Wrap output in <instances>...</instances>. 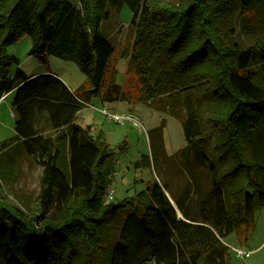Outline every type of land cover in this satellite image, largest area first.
Instances as JSON below:
<instances>
[{
    "label": "trees",
    "instance_id": "obj_1",
    "mask_svg": "<svg viewBox=\"0 0 264 264\" xmlns=\"http://www.w3.org/2000/svg\"><path fill=\"white\" fill-rule=\"evenodd\" d=\"M123 1L135 32L127 70L149 106L180 120V160L209 176L199 198L185 187L173 204L153 180L118 202L104 199L113 152L75 116L91 96L124 98L112 79L103 85L114 46L100 32L109 6ZM262 3L0 0V98L12 91L14 118L0 159L10 165L24 155L41 166L38 192L26 202L9 200L0 170V264H229L225 236L247 231L264 206V37L240 44L222 22ZM22 34L29 54L72 60L87 86L74 92L51 72L19 67L9 75L18 59L5 49ZM249 182L256 188L248 198Z\"/></svg>",
    "mask_w": 264,
    "mask_h": 264
},
{
    "label": "rangeland",
    "instance_id": "obj_2",
    "mask_svg": "<svg viewBox=\"0 0 264 264\" xmlns=\"http://www.w3.org/2000/svg\"><path fill=\"white\" fill-rule=\"evenodd\" d=\"M150 1L160 4L177 2ZM109 11L108 19L100 25V32L113 44L114 50L108 60L103 85L106 86L112 79L124 91V98L103 101L91 96L75 116V123L90 125L91 136L100 135L113 152V175L106 186V192L112 190L113 195L104 199L106 202H118L134 195L153 180L159 185H166V190H163L171 203V196L185 187L192 189L193 198H199L209 189V176L204 168L180 160L178 151L185 144L180 120L149 106L140 96V84L135 74L127 70L128 55L135 39L134 29L129 23L131 11L125 1L119 7L109 6ZM222 26L233 41L243 45L264 37V3L243 14L235 12L225 16ZM29 47L30 40L26 34L6 47V53L18 59L17 64L9 67V75L16 67L28 75L47 73L39 72L47 69L74 92L80 86H87L85 74L72 60L47 54H29ZM12 95L9 91L0 98V141L14 135V118L10 110ZM103 108L107 114L130 118L116 122L101 111ZM0 170L5 173L6 182H2V188L8 192L9 200L26 202L35 198L41 166L32 157L17 156L10 165L0 159ZM255 188L253 182L245 185L248 198ZM115 230L116 226L109 227V236H115ZM224 243L228 246L229 264H264V206L254 208L253 222L247 231L240 226L225 236ZM236 250L242 251V255L239 256Z\"/></svg>",
    "mask_w": 264,
    "mask_h": 264
},
{
    "label": "built area",
    "instance_id": "obj_3",
    "mask_svg": "<svg viewBox=\"0 0 264 264\" xmlns=\"http://www.w3.org/2000/svg\"><path fill=\"white\" fill-rule=\"evenodd\" d=\"M105 115H107L108 117L112 118L113 120H115L116 122H121L122 119L124 118H130V116H122V115H118V114H114V115H110V114H107L106 113V110L103 108L101 110ZM137 128L140 129V124L137 122ZM112 195H113V191L112 190H109L107 193H106V197L107 198H112ZM236 253L241 256L242 255V251H239V250H236Z\"/></svg>",
    "mask_w": 264,
    "mask_h": 264
},
{
    "label": "crops",
    "instance_id": "obj_4",
    "mask_svg": "<svg viewBox=\"0 0 264 264\" xmlns=\"http://www.w3.org/2000/svg\"><path fill=\"white\" fill-rule=\"evenodd\" d=\"M39 72H51L50 70H47V69H44V70H42V71H39ZM51 73H53V72H51ZM3 97V96H2ZM1 97V98H2Z\"/></svg>",
    "mask_w": 264,
    "mask_h": 264
}]
</instances>
